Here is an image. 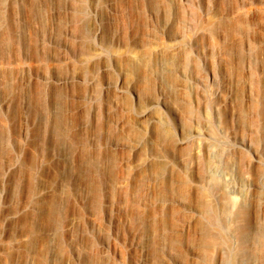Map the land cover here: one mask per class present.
I'll return each mask as SVG.
<instances>
[{"label": "rangeland", "instance_id": "rangeland-1", "mask_svg": "<svg viewBox=\"0 0 264 264\" xmlns=\"http://www.w3.org/2000/svg\"><path fill=\"white\" fill-rule=\"evenodd\" d=\"M262 222L264 0H0V264H239Z\"/></svg>", "mask_w": 264, "mask_h": 264}, {"label": "bare ground", "instance_id": "bare-ground-1", "mask_svg": "<svg viewBox=\"0 0 264 264\" xmlns=\"http://www.w3.org/2000/svg\"><path fill=\"white\" fill-rule=\"evenodd\" d=\"M239 245L235 250L238 263H244L247 258L253 259L254 264H264V223L254 229L248 224L237 228ZM248 241L251 245L248 246Z\"/></svg>", "mask_w": 264, "mask_h": 264}]
</instances>
